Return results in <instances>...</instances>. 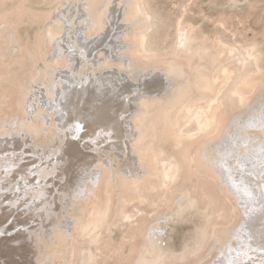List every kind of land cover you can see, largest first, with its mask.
<instances>
[{
	"label": "bare ground",
	"instance_id": "obj_1",
	"mask_svg": "<svg viewBox=\"0 0 264 264\" xmlns=\"http://www.w3.org/2000/svg\"><path fill=\"white\" fill-rule=\"evenodd\" d=\"M151 1L0 0V264H264V38Z\"/></svg>",
	"mask_w": 264,
	"mask_h": 264
},
{
	"label": "rangeland",
	"instance_id": "obj_2",
	"mask_svg": "<svg viewBox=\"0 0 264 264\" xmlns=\"http://www.w3.org/2000/svg\"><path fill=\"white\" fill-rule=\"evenodd\" d=\"M152 1H151V6L153 7L154 12L158 15L157 17H161L163 21V26L157 30L158 32L154 35L151 41L154 48H158L161 45H164L163 46L164 48H168L172 44V41L174 39V34H175L174 25L176 21L181 18V16H186V19L191 20L194 23V25L198 29H200V31L201 30L205 31L209 35L210 38L216 39V37H219V35H221L225 37L224 39L230 44H234V40H233L234 34L236 35V38L242 43L252 41L256 38L258 40H262L264 38V0H193V1H190V0H152ZM47 6L48 5L45 4V2L33 4V8L35 7L34 9H36L37 11H41V10H44L45 8L50 7V5L48 7ZM221 24H223L225 28ZM31 27L32 29H30ZM27 28L30 34L29 41H32V33L40 29L41 25L35 24L34 26V24L33 25L31 24L29 26L27 24ZM18 32L20 34L19 36H21L22 29L21 30L19 29ZM215 43L216 42H213V44ZM262 63L264 66V60ZM12 81H13L12 82L13 85L11 84L10 86H8V88H10L11 90L12 89L11 86H12L13 87L12 91H15V87L17 86V80L14 79ZM14 97L16 98L17 95H15ZM7 100L9 101V99ZM7 106L5 104L3 105V108ZM8 108L9 107H7V109L4 108V110L6 111V113H8V115H11L12 110L11 108L9 109ZM21 140L22 139L17 138L16 143L20 145ZM20 147L22 148L16 152H18L21 156L23 154L28 155L27 154L28 150L23 149V146L21 145ZM26 164H28V162ZM26 166L27 165L25 164L23 165V167H26ZM202 181L207 183L203 185L205 187L204 189L208 190L211 195L213 194L212 196H214V199H217L216 202H220L219 204L223 206L225 202L227 201L226 200L224 201L223 198L221 201V197L220 195H218L219 192H218V188L215 182H213L210 179L206 181L205 180H202ZM217 195L219 196L218 198H216ZM5 198L6 196L3 197V200H5ZM231 211H229L230 219L233 217V214L231 213ZM19 216H20L19 214L16 215L15 224L12 226L9 224L8 226H6L7 223L4 221V218L0 219V236L2 238L7 237L10 231H15V229L26 228L28 230H31L29 229L31 227V225H29L30 223L28 224L23 223V222L20 223ZM186 217L188 218L189 222L187 221V218H186L185 220L180 219L178 222L172 221L168 223L169 226H172V225L175 226L174 231H173L174 238H176L175 237L177 236L176 233H179L180 229L182 231L183 228L186 229V227H188L189 230L188 229H187L188 231L185 230L186 234L184 233V231L182 232L180 231L181 234L177 236L176 238L177 241L179 237L181 238L182 233L183 235L188 236L189 235L188 233H190L191 228L193 230L195 226H197L198 224H201L200 223L201 220H199L200 217L198 216L199 217L198 219L197 215L194 214V211L189 213L188 216ZM193 222L195 223L193 224ZM190 226L191 228H189ZM118 233H119V228H117L116 230L114 229L113 235H118ZM139 240L140 239H137V241ZM8 241L6 240L4 241V243H2V245H0V250H1V246L3 247L5 244L7 245ZM162 243L164 244L165 242H162ZM87 244L88 242L85 243L83 246L84 247L88 246L90 248V245L89 244L87 245ZM85 249L88 250L87 248ZM72 254L74 253L72 252ZM72 254H69L70 258L68 259H71V261L69 260V262H73L74 261L73 259H75V262L77 263L76 256L75 255L72 256ZM255 258H257L256 261L260 263L261 258L258 256L254 257V259ZM58 259L59 258L53 259L54 261L52 260V264H61V263L63 264V261L62 260L60 261V259L59 260ZM0 260H1V263L3 262V260L5 261V257L1 256V253H0ZM59 261L60 263H58ZM49 264H51V262ZM103 264H111V262L107 261Z\"/></svg>",
	"mask_w": 264,
	"mask_h": 264
}]
</instances>
